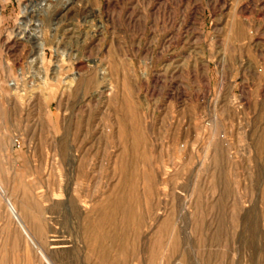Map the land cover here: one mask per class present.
Wrapping results in <instances>:
<instances>
[{"label":"rangeland","instance_id":"1","mask_svg":"<svg viewBox=\"0 0 264 264\" xmlns=\"http://www.w3.org/2000/svg\"><path fill=\"white\" fill-rule=\"evenodd\" d=\"M0 264H264V0H0Z\"/></svg>","mask_w":264,"mask_h":264},{"label":"bare ground","instance_id":"2","mask_svg":"<svg viewBox=\"0 0 264 264\" xmlns=\"http://www.w3.org/2000/svg\"><path fill=\"white\" fill-rule=\"evenodd\" d=\"M38 37V36H37ZM40 38V36L38 37V39ZM40 40V39H39ZM39 42H41V41H39ZM40 44V43H39ZM43 44V43H42ZM42 46V45H41ZM40 47V46H39ZM39 57H41V56H39ZM41 60V59H40ZM43 78V77H42ZM44 81V80H43ZM66 84H67V82H65ZM64 83V84H65ZM69 85L71 84V81L68 83ZM69 87V86H68ZM118 202V201H117ZM117 202H115V205H116V207H117V205H119V203H117ZM119 207V206H118ZM116 209V208H115ZM121 212V211H120ZM121 213H124L123 211L121 212ZM99 222L95 225V226H93L96 230H97V228L99 227H101V224H104V222H106L107 220L108 221H110V218H108L107 219V217H105V216H100L99 217ZM95 231V230H94ZM102 238H104V235L103 236H101ZM111 253V252H110ZM106 255H108V254H106Z\"/></svg>","mask_w":264,"mask_h":264}]
</instances>
